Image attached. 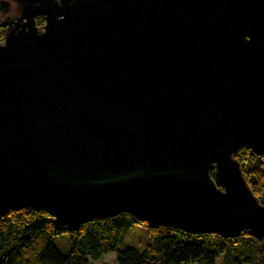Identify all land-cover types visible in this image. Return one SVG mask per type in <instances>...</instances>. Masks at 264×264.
<instances>
[{"label":"water","instance_id":"1","mask_svg":"<svg viewBox=\"0 0 264 264\" xmlns=\"http://www.w3.org/2000/svg\"><path fill=\"white\" fill-rule=\"evenodd\" d=\"M20 5L0 42V217L264 236L235 157L264 154V0Z\"/></svg>","mask_w":264,"mask_h":264},{"label":"trees","instance_id":"2","mask_svg":"<svg viewBox=\"0 0 264 264\" xmlns=\"http://www.w3.org/2000/svg\"><path fill=\"white\" fill-rule=\"evenodd\" d=\"M36 22L41 27L44 19ZM4 24L0 20V41ZM235 157L264 205V154L241 147ZM136 225H144L143 241L125 244ZM109 252L117 264H215L219 257L222 264H264V236L248 230L232 238L191 234L175 226L142 223L126 212L91 219L76 230L54 222L44 210L20 208L0 217V264H92Z\"/></svg>","mask_w":264,"mask_h":264},{"label":"rangeland","instance_id":"3","mask_svg":"<svg viewBox=\"0 0 264 264\" xmlns=\"http://www.w3.org/2000/svg\"><path fill=\"white\" fill-rule=\"evenodd\" d=\"M11 4L13 6L12 0H11ZM14 13H15L14 10H11L10 12H8V15L13 17ZM1 17L3 16L1 15ZM143 227L144 225L133 226L130 232L125 237V244H131V243L139 244L140 241H143L142 240ZM92 264H117L116 255L112 252L103 254L98 260L93 261ZM215 264H222L221 257H219L216 260Z\"/></svg>","mask_w":264,"mask_h":264},{"label":"flooded vegetation","instance_id":"4","mask_svg":"<svg viewBox=\"0 0 264 264\" xmlns=\"http://www.w3.org/2000/svg\"><path fill=\"white\" fill-rule=\"evenodd\" d=\"M2 2L5 3L6 7L4 8L3 11H0V20L2 22V24H4V31L7 30L8 26H9V23H14L17 19V17L19 16V11H20V0H12L13 2V6L11 4V0H0ZM11 10H14V15L13 17H11L10 15H8V12H10ZM1 15L3 17H1ZM38 17H42V16H38ZM36 17V21H37V18ZM43 18V17H42ZM4 37V35H3ZM3 41V40H2ZM0 41V42H2Z\"/></svg>","mask_w":264,"mask_h":264}]
</instances>
